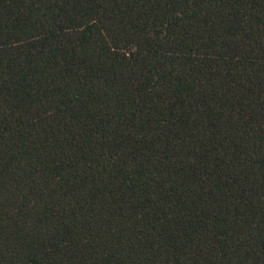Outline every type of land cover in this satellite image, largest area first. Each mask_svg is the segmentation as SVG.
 I'll return each instance as SVG.
<instances>
[{"label":"trees","instance_id":"1","mask_svg":"<svg viewBox=\"0 0 264 264\" xmlns=\"http://www.w3.org/2000/svg\"><path fill=\"white\" fill-rule=\"evenodd\" d=\"M0 264H264V0H0Z\"/></svg>","mask_w":264,"mask_h":264}]
</instances>
